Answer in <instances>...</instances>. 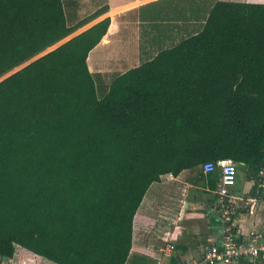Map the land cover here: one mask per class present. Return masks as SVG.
<instances>
[{
  "label": "trees",
  "instance_id": "16d2710c",
  "mask_svg": "<svg viewBox=\"0 0 264 264\" xmlns=\"http://www.w3.org/2000/svg\"><path fill=\"white\" fill-rule=\"evenodd\" d=\"M62 0H0V259L124 264L132 217L162 175L231 161L264 179V4L217 2L199 33L159 48L97 98L85 65L104 18L74 29Z\"/></svg>",
  "mask_w": 264,
  "mask_h": 264
},
{
  "label": "crops",
  "instance_id": "0c3cea01",
  "mask_svg": "<svg viewBox=\"0 0 264 264\" xmlns=\"http://www.w3.org/2000/svg\"><path fill=\"white\" fill-rule=\"evenodd\" d=\"M217 2L264 4V0H78L77 9H73V2L66 0V10L63 2L62 10L68 27H73L102 6H106L107 10L74 29L55 47L104 18L108 19L104 35L85 59L96 96L100 98L116 76L149 60L157 52L149 57L151 53H145L140 45L145 57L139 59V38L150 34L151 39L164 45L169 42L175 44L181 38L197 34ZM88 4L93 9L77 17L76 13H82V8ZM52 49L44 50L28 62ZM101 85L104 90L98 96ZM239 175L241 181L236 174L233 187V192L242 200L233 222L236 239L242 241L253 231L264 237V179H258L252 193L254 182L246 180L241 172ZM214 205L215 195L204 179L199 177L198 168L183 170L176 176H160L158 181L148 186L132 217L130 246L124 264H177L184 259L199 260L203 250L219 240ZM165 245H170L172 251L160 252ZM14 258H17L15 264L30 261L51 264L18 246L13 247L11 259L3 261L1 258L0 264H12ZM235 264H264V261L247 259Z\"/></svg>",
  "mask_w": 264,
  "mask_h": 264
},
{
  "label": "built area",
  "instance_id": "2783aa9c",
  "mask_svg": "<svg viewBox=\"0 0 264 264\" xmlns=\"http://www.w3.org/2000/svg\"><path fill=\"white\" fill-rule=\"evenodd\" d=\"M217 167L218 179L215 190L214 213L217 222L219 240L208 245L199 260L184 259L177 264H235L240 260L260 259L264 261V237L259 232H249L246 238L238 241L233 222L241 199L233 192L236 178L235 165L229 161H218L215 164L206 162L200 165L202 173H209ZM160 252H171L172 247L165 245ZM31 263V261H30ZM33 264V262H32Z\"/></svg>",
  "mask_w": 264,
  "mask_h": 264
},
{
  "label": "rangeland",
  "instance_id": "374dc122",
  "mask_svg": "<svg viewBox=\"0 0 264 264\" xmlns=\"http://www.w3.org/2000/svg\"><path fill=\"white\" fill-rule=\"evenodd\" d=\"M72 2H73V4H74V8L73 9H77V2H78V0H71ZM62 2H63V5H64V8H65V3H66V0H62ZM79 2H81V1H79ZM93 9V6L92 5H90V4H88V5H86V8H82V10H83V12L82 13H76V15H77V17L79 16V15H84L85 13H88V12H90L91 10ZM65 10H66V8H65ZM78 10H80V9H78ZM78 10H74L75 12L76 11H78ZM76 15H75V17H76ZM174 42H176L177 40H173ZM62 41H60V42H58L57 44H55V45H53L51 48H49V49H47V50H45V51H48V50H50V49H52V48H54L56 45H58L59 43H61ZM159 41H155V40H153V39H151V37H150V34H145V38H142V39H140L139 38V46H138V48H137V52L139 53V59H143V56H144V54H143V52H141V49L139 48L140 47V45L144 48V52L146 53H151L150 55H149V57L150 56H152L159 48H163V47H168L169 45H172V43L173 42H169L168 44H164V45H162L161 43H158ZM162 42V41H161ZM148 43V44H147ZM165 43V42H164ZM159 45H161V46H159ZM145 57V56H144ZM28 62V61H27ZM27 62H25L24 64H22L21 66H19V67H17L16 69H18V68H20V67H23L24 65H26L27 64ZM15 70H13V71H11L10 72V74L12 73V72H14ZM2 78H4V76L2 77ZM2 78H0V79H2ZM98 90V89H97ZM104 90V87H102V85L100 86V88H99V90L97 91V94L101 91H103ZM100 94H98V96H99ZM239 173L240 172H237V175L239 176V181H241V175H239ZM33 260H36V261H38V259H36L35 257H33ZM16 261H17V258H14V260H13V263L12 264H15L16 263ZM27 264H32V261H31V263L30 262H27ZM33 264H35L34 262H33Z\"/></svg>",
  "mask_w": 264,
  "mask_h": 264
},
{
  "label": "water",
  "instance_id": "95a60500",
  "mask_svg": "<svg viewBox=\"0 0 264 264\" xmlns=\"http://www.w3.org/2000/svg\"><path fill=\"white\" fill-rule=\"evenodd\" d=\"M38 57H39V56H38ZM38 57H36V58H34V59H37ZM34 59H32L31 61H33ZM28 63H30V62H28ZM28 63H27V64H28ZM20 68H21V67H20ZM20 68L15 69V71L19 70ZM15 71H14V72H15ZM12 73H13V72H12ZM9 74H10V73H9ZM2 260H3V261H6L7 259H6V258H2Z\"/></svg>",
  "mask_w": 264,
  "mask_h": 264
}]
</instances>
